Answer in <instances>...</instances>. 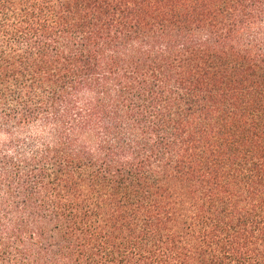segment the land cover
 <instances>
[{
    "label": "trees",
    "instance_id": "obj_1",
    "mask_svg": "<svg viewBox=\"0 0 264 264\" xmlns=\"http://www.w3.org/2000/svg\"><path fill=\"white\" fill-rule=\"evenodd\" d=\"M0 264H264V0H0Z\"/></svg>",
    "mask_w": 264,
    "mask_h": 264
}]
</instances>
